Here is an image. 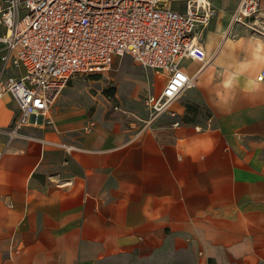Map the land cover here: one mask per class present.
<instances>
[{"label":"crops","instance_id":"obj_1","mask_svg":"<svg viewBox=\"0 0 264 264\" xmlns=\"http://www.w3.org/2000/svg\"><path fill=\"white\" fill-rule=\"evenodd\" d=\"M205 1L204 61L182 58L193 85L161 113L77 79L10 136L0 93V264H264V35L233 21L239 0ZM5 30L0 81L24 74Z\"/></svg>","mask_w":264,"mask_h":264},{"label":"built area","instance_id":"obj_2","mask_svg":"<svg viewBox=\"0 0 264 264\" xmlns=\"http://www.w3.org/2000/svg\"><path fill=\"white\" fill-rule=\"evenodd\" d=\"M172 1L0 0L2 41L8 52L15 49L24 69L22 76L0 81V93L9 92L19 109L9 135L38 123L71 77L102 75L124 55L164 79L146 104L156 113L167 110L193 85L180 62L185 57L204 61L193 29L213 12L205 0H185L184 12L172 9ZM232 19L264 35L260 0H239ZM256 79L264 81V67Z\"/></svg>","mask_w":264,"mask_h":264},{"label":"rangeland","instance_id":"obj_3","mask_svg":"<svg viewBox=\"0 0 264 264\" xmlns=\"http://www.w3.org/2000/svg\"><path fill=\"white\" fill-rule=\"evenodd\" d=\"M170 7L172 9H178L179 3L172 1ZM117 65H119V74L115 77ZM126 72L128 75L124 74ZM145 72L152 73L150 69L136 65L129 56L125 55L116 57L111 69L107 73L102 75L76 74L71 77L66 86L77 79L84 80V83L88 85L90 95L94 98L108 101L112 107L110 108L112 111H114L113 106L121 108L120 100L127 101L126 99H129V94L133 90L132 93L137 94L136 102L149 108L146 104L147 97L153 92H158L165 81L155 73L150 74L151 76L148 74L149 78L147 80L145 78ZM145 82L146 85H144ZM122 109L124 108L122 107ZM132 258L130 260V255L126 254L122 256L121 262H112L109 264H174L172 262L148 261L145 259L136 260V258Z\"/></svg>","mask_w":264,"mask_h":264},{"label":"bare ground","instance_id":"obj_4","mask_svg":"<svg viewBox=\"0 0 264 264\" xmlns=\"http://www.w3.org/2000/svg\"><path fill=\"white\" fill-rule=\"evenodd\" d=\"M124 56H125V55H124ZM127 56H128V55H127ZM56 98H57V97H56ZM56 98H55V100H56ZM55 100H54V101H55Z\"/></svg>","mask_w":264,"mask_h":264}]
</instances>
